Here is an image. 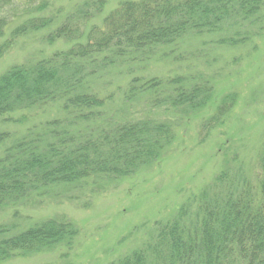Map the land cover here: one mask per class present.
<instances>
[{
    "label": "rangeland",
    "instance_id": "rangeland-1",
    "mask_svg": "<svg viewBox=\"0 0 264 264\" xmlns=\"http://www.w3.org/2000/svg\"><path fill=\"white\" fill-rule=\"evenodd\" d=\"M91 1L7 0L1 13L15 11L16 18L0 37V43L9 39V46L0 50V74L70 48L74 40H48L56 26L73 21L81 27L83 40L89 28L101 25L118 4L140 0H104L99 13L91 6L84 9ZM38 5L43 8L36 11ZM85 10L88 17L82 14ZM22 11H33L31 15L49 22L11 38L10 30L27 17L20 16ZM192 31L181 32L171 45L114 54L112 61L99 56L75 68L77 74L73 72L63 86L66 93H91L100 106L78 111L70 106L64 111L59 102L67 96L60 95V101L0 117V129L12 139L30 128L45 139L50 128L61 133L73 130L78 138L99 137L116 123L144 120L165 123L170 137L156 159L133 173L117 179L101 176L94 179L98 187L52 189L50 195L0 210V225L15 223L22 229L65 217L79 228L69 249L56 246L0 264H112L135 248H146L151 264H178L170 256L168 238L160 232L163 224L184 215L179 223L194 225L202 193L208 196L212 188L224 190L226 185L235 191L244 182L255 185L264 179L259 167L264 155V2L247 18L231 16L215 30ZM151 79L156 84L146 86ZM203 87L209 94L204 101L198 93L196 101H204L199 108L179 103L175 89L201 92ZM226 98L230 99L226 110L218 109ZM53 119L59 122L51 126ZM223 171L226 176L218 186L216 178ZM186 204L188 209L181 212ZM174 255L178 258V249Z\"/></svg>",
    "mask_w": 264,
    "mask_h": 264
},
{
    "label": "trees",
    "instance_id": "trees-1",
    "mask_svg": "<svg viewBox=\"0 0 264 264\" xmlns=\"http://www.w3.org/2000/svg\"><path fill=\"white\" fill-rule=\"evenodd\" d=\"M6 2L0 0V13ZM263 2L125 1L111 10L101 25L90 27L83 40L78 24H71L73 21L60 24L52 30L48 40H74L70 48L27 65L12 66L0 74V117L60 101V95L67 96L65 102H59V109L62 107L64 111L70 106L77 111L81 107L100 106L101 101L95 95L73 91L68 95V89L63 87L73 72L77 74L75 68L85 66L81 65L84 62L99 56L104 57L102 61L107 58L112 61L114 54L119 57L141 48L150 51L161 43L171 45L183 31L207 33L231 16L249 17ZM104 3V0H94L85 3L84 9L91 6L94 13H99ZM42 8L38 5L36 11ZM22 13L20 16L27 17L10 30L11 38L29 29L39 30L49 22L46 17L31 15L33 11ZM87 13V10L82 11L88 17ZM1 14L0 37L4 34V27L14 23L16 18L15 11ZM8 43L9 39L2 41L0 50H5ZM155 84L152 79L145 83L146 86ZM175 91L180 104L195 109L209 94L204 87L201 92L196 88L188 92L180 88ZM198 93H202L204 101H196ZM229 100L222 101L218 109L226 110ZM58 122L53 119L48 123L52 126ZM65 128L68 126L60 127ZM168 129L165 123L126 121L102 130L99 137L78 138L73 130L61 133L50 128L48 139L43 135L38 137L34 128L13 139L9 132L0 129V210L25 205L29 202L27 199L37 195H50L48 191L52 189L64 190L69 186L83 189L88 185L97 186L94 179L104 175L117 179L133 173L139 165L160 155L164 142L167 144L170 138ZM259 167L264 171V155ZM225 176L226 172L220 173L216 185H222ZM221 189L212 188L208 196L206 192L202 193L195 207L194 225L179 223V219L185 217L183 215L160 227V232L165 235L163 239L168 238L165 243L170 256L178 264H264V179L255 185L244 182L235 191L228 185ZM188 206L182 207L181 212ZM17 226L15 223L0 225V262L17 255L48 251L56 246L69 249L79 233V228L65 217L37 221L22 229ZM176 249L178 258L174 255ZM150 258L146 248H135L112 264H151Z\"/></svg>",
    "mask_w": 264,
    "mask_h": 264
}]
</instances>
